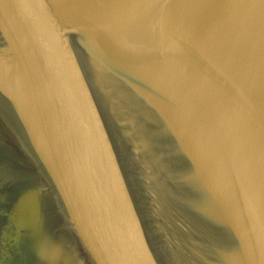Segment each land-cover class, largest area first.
I'll return each mask as SVG.
<instances>
[{"label": "water", "instance_id": "95a60500", "mask_svg": "<svg viewBox=\"0 0 264 264\" xmlns=\"http://www.w3.org/2000/svg\"><path fill=\"white\" fill-rule=\"evenodd\" d=\"M0 264H264V0H0Z\"/></svg>", "mask_w": 264, "mask_h": 264}]
</instances>
